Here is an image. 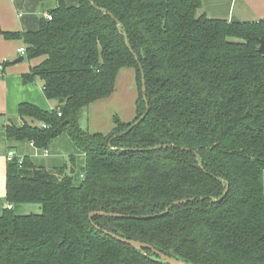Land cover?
I'll return each mask as SVG.
<instances>
[{
  "label": "trees",
  "instance_id": "1",
  "mask_svg": "<svg viewBox=\"0 0 264 264\" xmlns=\"http://www.w3.org/2000/svg\"><path fill=\"white\" fill-rule=\"evenodd\" d=\"M202 6L58 0L36 31L0 25L28 59L45 57L25 79L42 80L56 102L20 104L24 125L7 126V137L47 149L67 133L86 154L80 185L73 168L8 161V204L41 213L0 215V264H168L114 235L187 264H264V18H212ZM124 68L136 72L134 120L84 129L85 112L114 93ZM95 211L125 216L90 218Z\"/></svg>",
  "mask_w": 264,
  "mask_h": 264
},
{
  "label": "crops",
  "instance_id": "2",
  "mask_svg": "<svg viewBox=\"0 0 264 264\" xmlns=\"http://www.w3.org/2000/svg\"><path fill=\"white\" fill-rule=\"evenodd\" d=\"M67 3L76 6L79 0H67ZM57 5L58 0H0V25L3 30L10 32L36 31L45 13H49ZM201 12L212 18L229 21H257L264 18V0H203ZM21 46H25L22 40L6 39L0 35V215L8 204L6 185L10 151L15 152L18 158L29 157L35 165L50 171L73 168L75 185L82 182L86 166L85 152L75 145L67 133L51 140L47 149L38 148L29 140L7 137V126L24 125L19 114L20 104L28 102L44 110L56 106V102L46 97L42 80L29 82L25 79L31 67L43 62L45 57L28 59L18 51ZM21 57H25L24 60L16 62ZM133 72L136 73L135 70ZM116 89L109 98L95 102L85 112L86 117L82 118L83 128L86 126L90 132L103 133H108V129L112 130L117 115L107 110L106 104L114 98ZM124 119V122H130ZM12 209L19 215L41 213V206L36 203L15 204Z\"/></svg>",
  "mask_w": 264,
  "mask_h": 264
},
{
  "label": "rangeland",
  "instance_id": "3",
  "mask_svg": "<svg viewBox=\"0 0 264 264\" xmlns=\"http://www.w3.org/2000/svg\"><path fill=\"white\" fill-rule=\"evenodd\" d=\"M133 71L134 69L132 68H124V70H122L116 94L114 98L108 102V105L106 104L107 110H111L123 121H125L124 118H126V121L134 120L137 110L136 103L139 96V89L136 84V73L134 74ZM84 117H86V113ZM84 129L89 130L86 126H84ZM107 132H110V129H108Z\"/></svg>",
  "mask_w": 264,
  "mask_h": 264
},
{
  "label": "water",
  "instance_id": "4",
  "mask_svg": "<svg viewBox=\"0 0 264 264\" xmlns=\"http://www.w3.org/2000/svg\"><path fill=\"white\" fill-rule=\"evenodd\" d=\"M260 52L264 53V40H262V43H261V46H260ZM25 57H21L19 59L16 60L17 61H22L24 60ZM144 83V82H143ZM143 92H145L146 90V86H145V83L143 84V88H142ZM145 117H142V119H144ZM139 121H137L138 123ZM188 200H181V201H178L174 204H172L170 207H168L164 212L161 213V215H165L167 214L171 208H173L174 206H178V205H181V204H184V203H187ZM8 208V204L5 205V209ZM95 215H100V216H106V217H113V218H120V217H124L125 215H122V214H119V213H107V212H103V211H95V212H92L90 214V218H92L93 216ZM135 218H143V219H147V218H150V216H144V217H140V216H136ZM117 239L125 242V243H128L129 245L135 247V248H140V249H143V248H149V249H152L155 251V253L161 257L166 263L168 264H187L185 263L184 261L182 260H179L177 258H174V257H170L168 255H165L163 253H161L160 251L158 250H155L153 248L152 245L150 244H147V243H144V242H140V241H135V240H132V239H126V238H122V237H119V236H116L114 235Z\"/></svg>",
  "mask_w": 264,
  "mask_h": 264
},
{
  "label": "built area",
  "instance_id": "5",
  "mask_svg": "<svg viewBox=\"0 0 264 264\" xmlns=\"http://www.w3.org/2000/svg\"><path fill=\"white\" fill-rule=\"evenodd\" d=\"M44 17L47 18V19H52V16H51L50 13H45ZM18 51H19L21 54L26 55V47H25V46H21V47L18 49ZM44 127H46V126L44 125ZM15 156H16V154H15V152H13V151H10V152L8 153V159H9V160L13 159ZM8 208H12V205L8 204Z\"/></svg>",
  "mask_w": 264,
  "mask_h": 264
}]
</instances>
